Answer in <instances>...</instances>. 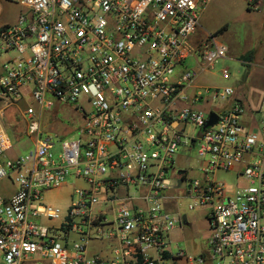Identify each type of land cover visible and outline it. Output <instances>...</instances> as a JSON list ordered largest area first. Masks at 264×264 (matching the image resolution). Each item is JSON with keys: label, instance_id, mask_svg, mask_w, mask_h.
Masks as SVG:
<instances>
[{"label": "built area", "instance_id": "obj_1", "mask_svg": "<svg viewBox=\"0 0 264 264\" xmlns=\"http://www.w3.org/2000/svg\"><path fill=\"white\" fill-rule=\"evenodd\" d=\"M8 1L20 11L0 26V183L13 186L0 264H264V93L245 120L232 86L199 83L228 51L215 32L193 39L210 0ZM64 106L81 124L54 156L43 115ZM10 132L32 149L4 160ZM191 152L195 170L178 167ZM70 177L65 210L46 203ZM180 200L205 210L206 254L172 251Z\"/></svg>", "mask_w": 264, "mask_h": 264}, {"label": "rangeland", "instance_id": "obj_2", "mask_svg": "<svg viewBox=\"0 0 264 264\" xmlns=\"http://www.w3.org/2000/svg\"><path fill=\"white\" fill-rule=\"evenodd\" d=\"M258 2L255 0H211L204 8L200 19L201 27L210 32H215L223 26L226 27L221 34L216 35L222 43L230 46L229 55L231 57L218 60L209 74L200 76L199 83L203 86H239L241 93L238 94L246 114H250L251 111L258 108L261 94L264 91V68L257 65L248 68L237 58V55L242 54L250 43H263L264 31L261 29V20L264 16V7L259 12L253 10ZM19 11L20 7L14 3L11 4L8 1L5 4L0 1V23L15 22ZM249 31L251 39L248 42L246 36ZM256 57H259V54ZM222 67L230 69L229 80L220 78L218 71ZM6 119L10 122L15 118L8 116ZM18 120L15 119V121ZM42 124L47 133H58L61 136L59 141H55L56 144L52 150L53 155L57 156L60 153L61 142L77 138L76 129L81 124V117L72 106H64L58 109L54 108L51 112H45ZM9 135L12 148L4 154V160H12L26 155L32 149L31 141L26 137L18 141L13 133L10 132ZM187 156L189 164H184L183 159L177 158V166H188L194 171L196 167L195 152L188 153ZM190 175L195 176V173ZM216 179L229 185L237 184L233 173L218 172ZM72 185H80V182H75L71 177L68 178L67 184L63 188L44 192V201L65 210L70 203V195L73 192ZM12 190L13 186L7 180L0 183L1 192L10 193ZM179 208L181 214L186 216L187 224L182 228L177 225L175 230L169 234L172 251L181 249L194 257L202 253L206 254V239L209 229L205 219V210L198 208L189 211L185 200H180ZM207 258H209L208 255Z\"/></svg>", "mask_w": 264, "mask_h": 264}, {"label": "crops", "instance_id": "obj_3", "mask_svg": "<svg viewBox=\"0 0 264 264\" xmlns=\"http://www.w3.org/2000/svg\"><path fill=\"white\" fill-rule=\"evenodd\" d=\"M1 2H4L5 4H7L8 0H0ZM7 1V2H6ZM211 1V0H210ZM209 1V2H210ZM255 1H259L255 8L253 9L254 11H261V9H263L264 7V0H255ZM208 2V3H209ZM262 2V3H261ZM12 4V2H10ZM16 5V4H15ZM207 6V5H206ZM204 10V9H203ZM19 14V13H18ZM18 16V15H17ZM17 19V18H16ZM14 23V22H13ZM5 24H11V23H8V22H4V23H0V26L2 25H5ZM261 29L264 31V16L262 17V20H261ZM218 30V29H217ZM207 32H210L208 30H205L203 29L202 27L199 28L195 34V36L193 37L194 40H197V39H204L207 35ZM216 32V31H215ZM248 42L249 40L251 39V32L249 31L247 36H246ZM263 43L262 42H257L255 44L253 43H250L249 46L245 49V51L242 53V54H239L237 55V58H239V60H241L242 64L246 65L248 68L252 67V66H261L264 68V33H263ZM227 46V45H226ZM228 48V51H227V55H226V58L225 59H229L231 57V55H229V52H230V46L228 45L227 46ZM257 54H259V57H256ZM243 58V59H242ZM245 84V82H244ZM244 84H243V87H244ZM231 86V85H230ZM234 91H235V96L238 97L240 99V96L238 93H241V91L239 89V86H232ZM264 91L262 92L261 94V98H262V95H263ZM261 101V99H260ZM260 104V102H259ZM250 114H246V117H245V120H248V116ZM184 164H189V163H185ZM186 167V166H185ZM185 167H180V168H185ZM192 173V172H191Z\"/></svg>", "mask_w": 264, "mask_h": 264}, {"label": "water", "instance_id": "obj_4", "mask_svg": "<svg viewBox=\"0 0 264 264\" xmlns=\"http://www.w3.org/2000/svg\"><path fill=\"white\" fill-rule=\"evenodd\" d=\"M216 121H217L216 115L214 113H211L210 116H209L208 121L205 124V127L212 126L213 124L216 123ZM179 173H183V171L180 170ZM182 221H183L184 224H187L186 216L185 215L182 216Z\"/></svg>", "mask_w": 264, "mask_h": 264}, {"label": "trees", "instance_id": "obj_5", "mask_svg": "<svg viewBox=\"0 0 264 264\" xmlns=\"http://www.w3.org/2000/svg\"><path fill=\"white\" fill-rule=\"evenodd\" d=\"M226 29L225 26H223L222 28L218 29L215 34H221L224 30Z\"/></svg>", "mask_w": 264, "mask_h": 264}]
</instances>
